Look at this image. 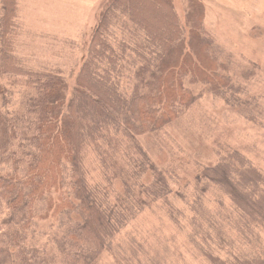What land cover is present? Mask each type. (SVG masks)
<instances>
[{"label": "trees", "instance_id": "obj_1", "mask_svg": "<svg viewBox=\"0 0 264 264\" xmlns=\"http://www.w3.org/2000/svg\"><path fill=\"white\" fill-rule=\"evenodd\" d=\"M178 6L105 0L69 79L27 65L19 0H0V264H103L105 253L109 264H159L133 244L114 252L146 207L187 238L197 264H264L263 168L227 147L181 190L145 149L205 95L264 129L263 105L235 78L252 69L223 53L202 0Z\"/></svg>", "mask_w": 264, "mask_h": 264}, {"label": "rangeland", "instance_id": "obj_2", "mask_svg": "<svg viewBox=\"0 0 264 264\" xmlns=\"http://www.w3.org/2000/svg\"><path fill=\"white\" fill-rule=\"evenodd\" d=\"M104 1L20 0V56L30 68L52 67L70 79L83 60ZM202 1L204 25L223 53L240 69H252L251 78L244 82L235 69V78L247 88L245 98H256L264 107V0ZM175 2L178 6L182 0ZM3 81L9 82L8 78ZM10 89L18 90V86ZM150 137L145 143L148 155L168 170L171 185L175 183L181 190L185 182L193 183L194 172L208 161L215 162L219 151L227 147L239 149L264 169V129L252 126L212 96H203L171 126ZM86 162L91 176H96L97 164L91 154L86 156ZM118 243L122 248L129 244L142 247L141 252L156 257L159 264H197L200 260L187 238L171 230L167 219L152 207L144 208L123 228L114 243V252ZM112 260L109 253L102 257L103 264Z\"/></svg>", "mask_w": 264, "mask_h": 264}, {"label": "crops", "instance_id": "obj_3", "mask_svg": "<svg viewBox=\"0 0 264 264\" xmlns=\"http://www.w3.org/2000/svg\"><path fill=\"white\" fill-rule=\"evenodd\" d=\"M19 4H20V0H19Z\"/></svg>", "mask_w": 264, "mask_h": 264}]
</instances>
